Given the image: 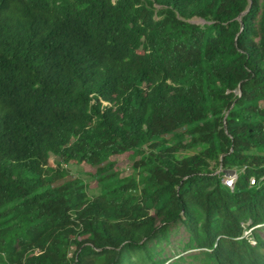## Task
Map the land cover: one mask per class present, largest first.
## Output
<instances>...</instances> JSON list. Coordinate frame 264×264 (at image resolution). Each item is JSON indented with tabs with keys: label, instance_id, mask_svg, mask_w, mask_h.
<instances>
[{
	"label": "trees",
	"instance_id": "trees-1",
	"mask_svg": "<svg viewBox=\"0 0 264 264\" xmlns=\"http://www.w3.org/2000/svg\"><path fill=\"white\" fill-rule=\"evenodd\" d=\"M262 175L264 0H0V264H264Z\"/></svg>",
	"mask_w": 264,
	"mask_h": 264
},
{
	"label": "rangeland",
	"instance_id": "rangeland-1",
	"mask_svg": "<svg viewBox=\"0 0 264 264\" xmlns=\"http://www.w3.org/2000/svg\"><path fill=\"white\" fill-rule=\"evenodd\" d=\"M192 21L200 23L201 20L194 17ZM55 157H52L54 159ZM113 159L117 161V170L120 175H126L130 172L129 169V157L125 155L113 156ZM66 168L70 173L80 177L87 184L86 193L89 196H94L100 192L101 183L96 182L92 177L91 173L84 170L83 166L75 164H67ZM259 234L264 238V227L258 229ZM187 241V233L182 226L178 223L172 226L171 235L168 243L164 246L163 254L168 259L164 264H203L200 260L201 256L198 255V250H187L182 249L184 243ZM197 256V257H196ZM182 259H179V258Z\"/></svg>",
	"mask_w": 264,
	"mask_h": 264
},
{
	"label": "built area",
	"instance_id": "built-area-1",
	"mask_svg": "<svg viewBox=\"0 0 264 264\" xmlns=\"http://www.w3.org/2000/svg\"><path fill=\"white\" fill-rule=\"evenodd\" d=\"M236 179V172L233 175H225L223 178V183L231 187L233 185L234 180ZM249 185H264V175H262L259 178L250 177L249 178ZM250 229H245L243 232L244 236H247L249 234Z\"/></svg>",
	"mask_w": 264,
	"mask_h": 264
},
{
	"label": "water",
	"instance_id": "water-1",
	"mask_svg": "<svg viewBox=\"0 0 264 264\" xmlns=\"http://www.w3.org/2000/svg\"><path fill=\"white\" fill-rule=\"evenodd\" d=\"M225 175H233L235 173L234 169H225L224 170Z\"/></svg>",
	"mask_w": 264,
	"mask_h": 264
},
{
	"label": "crops",
	"instance_id": "crops-1",
	"mask_svg": "<svg viewBox=\"0 0 264 264\" xmlns=\"http://www.w3.org/2000/svg\"><path fill=\"white\" fill-rule=\"evenodd\" d=\"M263 227H264V225H263L261 228H263ZM261 228H260V229H261Z\"/></svg>",
	"mask_w": 264,
	"mask_h": 264
}]
</instances>
